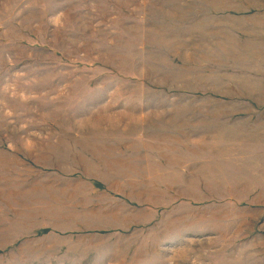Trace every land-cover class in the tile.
Returning <instances> with one entry per match:
<instances>
[{
	"label": "rangeland",
	"instance_id": "obj_1",
	"mask_svg": "<svg viewBox=\"0 0 264 264\" xmlns=\"http://www.w3.org/2000/svg\"><path fill=\"white\" fill-rule=\"evenodd\" d=\"M181 1L0 0V172L15 180L0 189V264H264V30L217 12L231 0ZM172 101L226 103L223 137L186 152L185 111L158 116ZM154 141L212 151L219 169H163L151 180L166 186L135 200L115 197L126 178L106 191L108 169H134L137 187ZM183 176L203 182L181 191Z\"/></svg>",
	"mask_w": 264,
	"mask_h": 264
},
{
	"label": "crops",
	"instance_id": "obj_2",
	"mask_svg": "<svg viewBox=\"0 0 264 264\" xmlns=\"http://www.w3.org/2000/svg\"><path fill=\"white\" fill-rule=\"evenodd\" d=\"M192 1H194V0H183V1H181V5H184L186 7V9L188 10V8H191V5H193ZM218 1L219 0H217V2ZM250 2L251 1H249V0H231V5H230L231 7H228L225 9L217 8V12H219L221 15L233 14L232 16L237 17L238 18L237 21L239 22V20H240L241 24L245 25L246 27L250 26L253 28L255 26L254 24H257L258 27L257 26H255V27H257L261 30H264V9L261 10V9H255L256 7H251ZM200 3L202 6V9L204 10L205 6L207 5V0H201ZM225 3H226L225 1L220 0L218 2V5L222 6ZM203 14H204L203 12L199 13L198 16L200 17ZM231 20L236 21L234 19H231ZM191 23L192 22L188 23L186 21H183L181 24L173 25V26H175V27L178 26V28H184L187 30L190 26L189 24H191ZM252 23H253V25H252ZM180 103L178 101L169 102L170 107H165L163 109V112H159L160 114H158V116L160 118L161 117L163 118L164 113L166 115H168L175 110H179V111L174 112L177 114L179 112L182 113L183 111H185V112H183V115H184L183 118L185 119V123H187V126H189V128H191V130H193V132L191 131L190 135L179 134V139H181L183 142H191L192 144H190V143H188L187 145L181 144V147L186 146L187 149H185V150H186V152H188L190 154H194L195 153L194 150H196L198 152H202V153L207 151L205 148H203L204 145L200 146L198 142L203 143L204 141H209V139H211L212 137H214V138H222L223 137L221 134L224 131V127H223L221 121H226V117L229 114L227 115L225 113V111L219 107L225 106L226 103H224V102H210V101H207V102H185L184 103L185 106L178 108ZM248 104H249V106L245 110H247V111L253 110L254 111L253 113L256 116L258 114V113H256L258 110L257 106L251 102H248ZM176 108H178V109H176ZM238 114H239L240 118L244 117L242 112H240ZM235 117H236L235 115H232L229 118L231 120V122L235 119ZM244 120H245V118H244ZM199 130L204 131V132H201L199 134V136H195L192 139L189 137V136L198 134ZM153 144H158V146L156 147V154L157 155L154 159V161H156V163L158 165L156 163H155V165L148 164L147 169H143V172L142 171L138 172L137 187H135L133 184L129 183L130 181H134L131 177V174L134 173V169H108V172L106 170V172H107L106 176H107V181L109 182L110 186L108 185L109 187L105 188V189H107L106 191H110V189H112L114 191V188H113L114 185H118V187H116L115 190L120 189L122 184L120 181H118L117 178H121V179L126 178V180L123 181L124 184L127 186V187H123V190H124L123 194L121 193L123 196H120V195L116 196V194H115V197L121 198V199L126 201V199H130L129 197L134 198V196H135V197H137V198H134V200H135L138 198H145V197L149 196L150 195L149 189L150 190H152L154 188L161 189L160 187L163 186L164 183L162 185H160L161 184L160 182L155 183L156 180H155V178L152 177V175L156 177V175L158 174L157 178L158 179L162 178L161 173H162L163 169H167L168 172H169V169L172 170L171 172H174L176 169L181 173V175L182 174L183 175L192 174V170H188V169H219L218 167H214V165H219L220 160L216 159V157H218V156L214 155V152H212V151L210 152V154L208 152L204 156L205 159L203 161L202 160L199 161L197 158H194L195 156L185 158V154H180L181 151L179 150V147H176L178 149H174L172 146L171 147L164 146V145H167V142L161 143V141H157V142L154 141ZM162 144H163V148L169 149L167 151V153L166 152L163 153ZM211 145L213 148L217 149L215 144H211ZM122 148H124V147H122ZM153 148L155 149V147H153ZM208 149H210V148H208ZM123 150H125V149H123ZM173 150H179V152L178 151L174 152ZM182 153H183V151H182ZM179 154H180V156H179ZM200 155H203V154H200ZM208 157H209V159H208ZM195 161H197L196 165H194V166L190 165V164L195 163ZM211 161H213V163H211ZM190 167H192V168H190ZM151 168L156 169L157 172L154 173V171H156V170H154L151 173ZM11 170H13V169H11ZM11 170H10V174H11ZM103 171H101V173ZM14 172H16V171H14ZM57 173H59V175H62L64 179H67L68 182H70V184H72L74 180L75 181L77 179L79 180V178H82V179L87 180L89 182L90 181L94 182L93 180H95V181L102 182L103 184H105L103 177H99L100 174H97L95 172H91V170L88 171L87 169H59V170H57ZM77 173L82 174V176H78V177L75 176V174H77ZM175 173L178 174L177 171ZM39 174H41V173H39ZM111 174L115 177L116 181L113 178H110V177H113ZM115 174H116V176H115ZM150 174H151V176H150ZM128 175L130 176V178H128ZM14 176H15V179L20 178V177H18L19 175L14 174ZM22 176L23 177H22V179L20 178V180H25L24 182H27V184L32 183L34 181L33 169H25V171L22 172ZM183 177L186 178V176H183ZM188 177L186 178V183L183 185L181 183H178L179 180L177 182L175 180V182L178 184L176 186H179L182 189L181 191H184L187 189L189 190L191 188H195L194 183H196V185H197V184H199V182H203V178L194 179L192 176H188ZM41 179L44 180L45 178L41 177ZM151 179H153L155 181L153 182V180H151ZM12 182L15 183V180H13V178H7V179L4 178L3 179L1 176V172H0V189L5 188V187H2L3 184H11ZM45 182H46V180H45ZM108 182H107V184H108ZM148 183H153V184H152V186L147 187ZM112 185H113V187H112ZM164 186H166V185H164ZM197 187L199 189L204 188L203 186H196V188ZM173 188H175V187L173 186ZM207 188L209 189L210 187L207 186ZM128 190L132 191V193H130V195H129V193H127ZM168 190H170V189L168 188ZM0 195H1V193H0ZM138 203L143 205V206H145V204H147L146 201H141ZM3 204L4 203H2V199H0V213L3 211V209H2ZM5 204L8 205L6 202H5ZM124 204H126V203H124ZM148 204H151V203L148 202ZM154 208L155 207H153V209ZM97 211H98V209H95L93 216L96 218H102L100 215L102 213L98 214V213H96ZM154 213L156 216V212H154ZM108 214L113 215L112 213H108ZM121 215H123V214H121ZM173 215H174V213H173ZM125 219H126V222L130 221L129 213H126ZM125 219H124V221H125ZM135 219L136 218H134V220ZM138 219H140V218H138ZM178 219H179V217H178ZM153 221H154V219H153ZM52 229H55V228H52Z\"/></svg>",
	"mask_w": 264,
	"mask_h": 264
}]
</instances>
